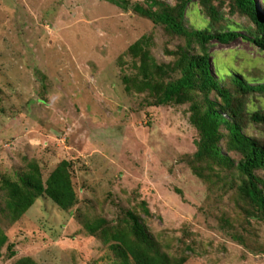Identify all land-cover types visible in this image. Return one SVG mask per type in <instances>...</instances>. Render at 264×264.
<instances>
[{"label": "rangeland", "instance_id": "374dc122", "mask_svg": "<svg viewBox=\"0 0 264 264\" xmlns=\"http://www.w3.org/2000/svg\"><path fill=\"white\" fill-rule=\"evenodd\" d=\"M198 9L194 0L188 27L205 26ZM146 34L154 37L158 62L173 60L165 49L184 43L107 0H0V228L16 252L5 246L0 264L24 257L109 264L108 247L85 222L104 217L117 224L127 210L145 220L165 250L188 256L186 264H264V222L254 220L243 234L230 194L211 192L187 163L198 139L189 105L150 106L144 95L126 91L122 76L131 71L119 57ZM209 48L221 75L264 79V52L253 42L214 40ZM249 109H264V95L252 94ZM246 133L264 137L254 123ZM63 161L71 163L78 204L64 210L43 196L20 219H7L4 181L18 182L31 163L46 180Z\"/></svg>", "mask_w": 264, "mask_h": 264}, {"label": "trees", "instance_id": "16d2710c", "mask_svg": "<svg viewBox=\"0 0 264 264\" xmlns=\"http://www.w3.org/2000/svg\"><path fill=\"white\" fill-rule=\"evenodd\" d=\"M107 1L150 19L170 38L184 40L175 50L165 49L173 60L158 62L152 53L153 35H143L119 57V64L127 63L131 71H124L122 81L129 94L144 95L150 106L189 105V120L198 139L197 150L187 163L211 192L222 198L230 194L242 233L249 232L254 220L264 222V137L246 133L252 123L264 129V109H249L252 94L264 95V79L250 82L233 74L221 75L220 68H212L209 46L214 40L230 44L242 38L264 52V10H259L257 0H197L198 14L206 23L195 28L186 24L194 0H175V4L166 0ZM70 168L71 163L63 161L44 180L39 165L31 163L18 182L6 179V218L20 219L43 196L64 210L73 208L79 198ZM144 211L150 214L146 203ZM85 226L108 247L103 260L109 264H186L188 260L186 255L165 250L145 220L132 210L124 211L117 224L97 217ZM180 242L190 250L195 244L186 238ZM5 246L12 256L16 254L0 228V258ZM15 264L39 263L24 257Z\"/></svg>", "mask_w": 264, "mask_h": 264}]
</instances>
